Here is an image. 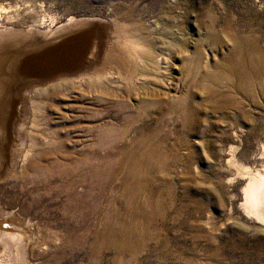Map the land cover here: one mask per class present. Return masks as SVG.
Segmentation results:
<instances>
[{"label":"rangeland","instance_id":"374dc122","mask_svg":"<svg viewBox=\"0 0 264 264\" xmlns=\"http://www.w3.org/2000/svg\"><path fill=\"white\" fill-rule=\"evenodd\" d=\"M87 29L93 30L92 37L85 36L87 43L76 47L84 49L79 57L86 60L80 70L87 64L91 70H75L71 76L61 72L76 67L69 57V67L55 76L71 81L34 97L35 107L28 91L13 105L11 169L0 176V223L13 226L0 228V264H264V225L243 210L245 181L233 179L235 170L227 167L233 155L237 162L263 170L264 100L252 98L260 84L253 86L245 74L234 77L227 67L217 86L197 90L188 119L169 108L157 124L155 140L136 139L138 103L131 99L123 105V95L148 81L138 76L127 86V76L120 78L113 65L122 60L142 66L127 31L143 33L170 65L188 59L190 79L200 58L209 63L234 55L243 59L254 37L264 51V0H0L2 65L16 68L10 73V91L23 83L22 63L38 58L33 52L26 55L30 49L24 42L46 44ZM71 48L65 47L67 52ZM16 49H24L23 55H11ZM93 52L97 59L90 64ZM53 55L57 62L58 52ZM95 69L105 75L83 78ZM115 88L118 94H111ZM205 93L220 102L202 104ZM129 115L136 117L126 119ZM100 123L110 128L104 151L96 147L103 139ZM40 137L52 143L48 152L57 150L64 159L70 151L91 149L111 157L109 166L120 162L119 175L111 166L104 187L93 184L85 204L90 213L78 199L68 202V192L42 186L33 194L36 182H55L53 173L26 174L27 161L19 159L29 139Z\"/></svg>","mask_w":264,"mask_h":264},{"label":"bare ground","instance_id":"6f19581e","mask_svg":"<svg viewBox=\"0 0 264 264\" xmlns=\"http://www.w3.org/2000/svg\"><path fill=\"white\" fill-rule=\"evenodd\" d=\"M228 30L229 28L225 27V31ZM127 34L131 35L134 38L133 40H131L132 42L130 43V46L132 50H134V52H136L138 56H140V58L142 59V66L140 68H137V66L130 64L127 61L118 60L113 62L114 68L116 69L115 72L120 73V78H122V74L127 76L126 79L127 86H130V84L133 83L138 76L143 77L145 80L148 81L145 84L136 85L137 90L133 92H128L123 95V105H125L124 101H129L131 99H136L138 103L137 114L140 117V123H139V128L137 129L136 132H134V137H136V139L146 138V139L155 140L159 133L157 124L165 120L167 115L166 112H169L167 111L169 108L177 109L179 111L180 116H182L184 119L185 118L188 119L191 110L189 104L195 102V96H197L195 93H198L197 90L204 92L205 90L208 91L207 89L217 86L218 82L220 81V78L221 77L224 78L223 75L227 74L223 72L227 67L230 69L228 72L231 73L232 71L231 74L234 75V77H239L240 74L241 75L245 74L248 77V81H250V83L253 86L257 85V83L260 84L261 88L258 91H256V93L253 92L254 94H252V98L254 100L255 98H257V96H259L262 97L264 100V51H261L259 48L258 37H254L252 40H250L249 42L250 48L248 55L243 59L241 57L236 58L234 55V57L227 58L222 63H215V62L209 63V60L203 61L200 58L198 61L195 62V65H197L198 72L195 76H193L194 77L193 79H190L189 78L190 73L187 67L188 62L190 61H188V59L183 57V54H181V56L183 57L181 65L179 66L170 65L169 63L165 62V59L163 58L162 54L160 55L159 53L152 50V48L149 46V43L145 41V37H143V33L132 34L127 31ZM97 35H101V31H98ZM85 39H86L85 36L80 35V37L79 38L76 37L75 40H73L72 37L70 38L61 37V39H57L55 41L46 44L36 40L33 42H29V41L24 42V45L26 44L25 48L28 47L27 50L30 49V52L27 51L26 53L28 54L26 55H29V53L33 52L34 54H36L35 56H38V58L35 59L34 57H30L31 59H35V61L29 59V61H24V63H22L23 70L21 71L20 76L22 75L23 77L21 76L19 78L21 83L22 82L23 83L19 86L16 85V88L14 87L13 91L10 90H11V83L13 82L12 75L14 74L12 73L11 75L10 73L13 68L14 69L16 68L15 67L12 68L11 64H9L10 66H8L7 68H3L4 65H2V61L4 60L3 58L6 57L0 55V176L1 177H5L6 173L8 174V171L11 169V168L9 169V167H11L10 153L13 143L10 138L11 129H12L10 116L12 113L13 105L16 104V100L23 92L28 91L27 92L28 99L31 101L30 104L34 105L35 107L37 106V104L34 97L43 95L48 90L56 89V87H60L59 84L61 83H67L71 81V79L69 80V78L67 79L65 78L60 81L55 76L58 73H60V71L57 73L55 72L57 70H60L62 67L68 68L69 64L71 63L69 57L67 56V54L70 53V50L69 52H67L68 49L66 50L65 47L66 46L70 47L73 44L75 46L81 45L80 42H82ZM63 40H66L64 41L65 44L67 43L66 45L61 44V43L64 44V42H62ZM31 48L33 49V51ZM93 49L95 50L96 48ZM22 51L17 52V49L16 51L12 50L11 55L18 57L20 54L23 55ZM57 52L59 54L57 56L59 57V59L57 62H55L53 61V56H55L53 55V53L57 54ZM94 52L92 53L93 59H89V62L91 61L90 64L92 62H95L94 60L97 59V56L95 55ZM185 55L186 54L184 51V56ZM39 56L43 57V59L39 58ZM15 61H17L16 58ZM62 61L65 64H60V62ZM75 61L76 60L73 59V63H75ZM87 65H84V67L81 68V70L80 67L76 68L77 70L76 74L79 73L80 71H83L85 73L91 70L92 67H88ZM16 67L18 68L19 66L16 65ZM70 68H68L69 70L68 69L61 70V72H65L68 76H71L70 74H75V71L73 72L75 68L74 69H70ZM4 69H6V71H4ZM173 70H176L177 73L172 74L171 72H173ZM93 71H92L93 73L83 78L86 79L92 76L99 77L98 75L99 73L105 75L104 70L96 71L95 69ZM27 78L28 80H25ZM93 80H96V78H93ZM97 89L104 90L102 87ZM119 90H120L119 88H115L113 89V91H109V92L111 94H118L117 91ZM204 95L205 97L202 102V104L204 105L208 106L220 102V98L215 99L213 98L214 96L211 97L207 93H205ZM174 104H179V105L174 106ZM154 106L155 108L153 110H150ZM36 110H37L36 113H38L39 109ZM37 115L39 116V113ZM135 117L136 115L134 116L129 115L126 116V119H134ZM98 127H100V134L103 136V139H101L100 141L98 139L96 147L98 151H104L106 149V139H105L106 133L107 131H110V128L108 126H104L103 123H100ZM126 134H128L127 131ZM57 143L63 144L61 143V139L59 137L57 139ZM51 146L52 143L41 137L39 138V140L30 138L29 148L23 153L19 154V159L23 163H26L27 161V165L23 168L26 174L30 173L34 175V177L42 175L45 172L49 174L51 173L54 174L56 183L48 182V184L46 183L42 185L36 182L33 190V194H37L39 191H41L42 186H46L49 190H53V191L60 190L63 193L65 192H68L67 194L70 193L71 195H69L70 197L68 196V202L69 200L71 199L73 200L75 198L78 199L81 204L85 205L86 200L89 198L88 196H90L92 189H94L93 184H97L102 188L104 187L105 183H107L108 180L107 178H109V174L112 173L109 167L112 166L111 168L114 169V171H116V174L119 175L121 173V166L119 167L120 164L119 161L116 162L114 160L115 162L109 166L110 163L109 161L111 157L108 158L106 154L96 152V150L91 151L90 149L89 152H84V153H77L74 151H70L68 158L64 159L57 150H50L48 152L47 148H51ZM56 146L57 145H54L55 148L58 147ZM92 147L93 146H91V148ZM261 147L264 153V146L262 145ZM233 149L234 148L231 147V150ZM154 151L156 150L152 148L150 149V152H154ZM227 164H228L227 166L228 168L231 167L234 168L235 170L234 173L235 178L233 179L240 178L245 181V184L241 189L243 210L245 211V213L249 218L254 219L256 220L257 223L264 225V173H263L264 165L262 166L263 170L257 168L256 169L251 168L247 165L237 162L234 159L233 155H231V159L228 160ZM57 165L62 169L58 168L56 170ZM121 189L119 187L117 192L120 193ZM45 191L47 192V190ZM114 203L116 205H119L120 202L116 201ZM85 207H86V211H89L90 213L91 212L90 207L86 205ZM74 210L76 211L75 208ZM68 211L69 210H67V212ZM67 212H65L64 214H68ZM119 212L121 215V211H118V215ZM2 222L0 223V228L9 229L11 226H13L6 224V222L3 223ZM52 242L55 243L57 242V240H53ZM94 247L96 248L97 246ZM120 249L121 251H123L121 247Z\"/></svg>","mask_w":264,"mask_h":264},{"label":"water","instance_id":"95a60500","mask_svg":"<svg viewBox=\"0 0 264 264\" xmlns=\"http://www.w3.org/2000/svg\"><path fill=\"white\" fill-rule=\"evenodd\" d=\"M92 27H95L94 25L92 26ZM93 30L91 29H87V30H84V31H81V33L80 34H77V35H73V36H69V37H72L73 38V40H75L76 39V37L77 38H79L80 37V35L81 36H86L87 37V40H88V38L89 37H92V35H93ZM87 43V42H86ZM72 48V50H71V52L70 53H68L67 54V56L68 57H73V59H75L76 61L75 62H77L76 63V67H75V69L73 70V71H75L76 70V68H78V67H81L82 65H83V62L85 63V59H83V60H85V61H83L82 60V58H79V55L81 54V52H83L84 51V49H77V47L75 46V45H73V46H71ZM66 56V55H65ZM83 61V62H82Z\"/></svg>","mask_w":264,"mask_h":264}]
</instances>
